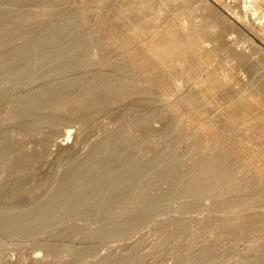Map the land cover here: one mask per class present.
<instances>
[{"label": "rangeland", "instance_id": "rangeland-1", "mask_svg": "<svg viewBox=\"0 0 264 264\" xmlns=\"http://www.w3.org/2000/svg\"><path fill=\"white\" fill-rule=\"evenodd\" d=\"M0 43V264H264V0H0Z\"/></svg>", "mask_w": 264, "mask_h": 264}, {"label": "bare ground", "instance_id": "bare-ground-1", "mask_svg": "<svg viewBox=\"0 0 264 264\" xmlns=\"http://www.w3.org/2000/svg\"><path fill=\"white\" fill-rule=\"evenodd\" d=\"M220 7H221V6H220ZM224 10H225V9H224ZM4 11H5V10H4ZM231 17H232V16H231ZM229 19H230V18H229ZM234 19H235V18H234ZM234 19H233V20H234ZM232 22H233V21H232ZM234 22L237 23L238 26H242V27H244V28H246L247 26H249V27H251V28H253V29H256V30L260 29V25H261V24H260L261 22H260V23H256L255 21H254V22H250V20L248 21L247 18H246V20H244V19L241 20V19L238 18L237 20H234ZM262 24H263V23H262ZM244 28H243V29H244ZM261 28H262V25H261ZM6 30H7V29H6ZM245 30H246V29H245ZM248 30H249V29H248ZM7 31H8V30H7ZM187 32H188V31H186V33H187ZM188 33H189V32H188ZM57 34H58V32L56 33V35H57ZM60 34H61V32H60ZM51 36H53V35H51ZM58 36H60V35L58 34ZM54 37H55V35H54ZM93 37H94V36H93ZM95 37H96V36H95ZM51 38L53 39V37H51ZM58 39H59V38H58ZM60 40H61V37H60ZM53 41H54V39H53ZM56 41H59V40L56 39ZM56 41H55V42H56ZM1 42H2V41H1ZM3 42H5V41H3ZM56 43H57V42H56ZM4 44H5V43H4ZM0 45H3V43H2V44L0 43ZM4 46H5V45H4ZM4 46H3V47H4ZM1 48H2V47H1ZM1 64H2V62H1ZM4 64H5V63H4ZM1 67L5 68L6 66H5V65H4V66L1 65ZM5 91H6V89H0V95L3 94ZM20 92H21V91H20ZM11 93H12V92H11ZM11 93H10V94H11ZM18 94H19V93H18ZM36 95H37V94H34V93L31 95V98H32V99H31V102H32V103L30 104V103L28 102V107H32L33 104H35L34 107L37 106V103H36V102H38L39 97H38V95H37V96H36ZM17 96H18V95H17ZM39 96H40V95H39ZM35 114H36V112H35L34 110H32L31 112L29 111V113H28V115H27L28 118L26 117V118H27L26 121H24V117H21V116H20V117L17 116L18 118H17L16 116H12V118H11L10 120H16V125H17V126H18L19 120H20V121H23V124H22V126H20V127H21V128H23V127H28V126L30 125V123L32 122V118H33V116H34ZM19 118H20V119H19ZM22 119H23V120H22ZM18 127H19V126H18ZM109 134H110V133H109ZM109 134H106L107 136L104 135V137H101V138H102V139H100L101 141L99 140L100 142H98V143H100V144H98V145L95 147V148H97V150H100V151H101V148L103 149L104 146L107 147V145H108L109 143L111 144V142L114 141V140L112 141V139H111L112 135H110L111 137H108ZM25 136H26V135H25ZM25 136L22 137L21 134L19 133L20 140H21V139L23 140V138H25ZM70 136H71V134H70ZM105 136H106V137H105ZM27 137H28V136H27ZM110 139H111V141H110ZM22 140H21V141H22ZM74 141H75V140H74ZM74 141H73V140L71 141L69 138H66V137H64V138H62V139H60V140H57V141L54 142L55 150L57 149V150H58V153H60V150H63V152L67 150V152H69L70 149H71V151H72V149H73L74 147H76V146H75V143H77L76 141H75V143H74ZM104 144H105V145H104ZM106 144H107V145H106ZM110 144L108 145V147H109V146L111 147ZM112 144H113V143H112ZM103 145H104V146H103ZM102 146H103V147H102ZM10 147H12L11 144H10ZM106 147H105L104 149H109L108 151H111L110 149H111L113 146H112L111 148H108V147L106 148ZM18 148H19V147H18ZM78 148H79V147H78ZM80 148H81V147H80ZM81 149L83 150V148H81ZM81 149H76V150H75V148H74V151H77V150H78V153H80L79 150L81 151ZM104 149H103V150H104ZM114 149H115V148H114ZM94 150H95V149H94ZM103 150H102V151H103ZM10 151L13 152V148H11ZM19 151H21V150H18V152H19ZM108 151H107V150H106L105 152L103 151L104 153L98 151V155L95 156V157H96L95 160H94V155L97 154V152L94 153V155H92L93 158L91 159V157H90L92 163H91V161L89 160V158H88V159L86 158V160L83 159L82 163L85 162V163H83V164H81L80 161H77V158H76V157H77L78 155L76 156V155H75L76 152H75V153H74V156H75V157H73V158H74L75 161H77V163L80 162V164H81L80 166H77V167L75 166V168H76L77 170H79L78 172H80V170H82V169L85 171V170L87 169V167H86V166H87L86 161H88L89 163L93 164V165H91L92 167L95 166L94 164H97V166H98V160H99V162H100V156L102 157V155H103V154L105 155V153H108ZM56 152H57V151H56ZM61 152H62V151H61ZM63 152H62V153H63ZM112 152H113V151H112ZM191 152L196 154V152L194 151V149H192ZM7 153L10 154L9 149H8L7 152H5V156H4V157H8V156H7ZM70 153H71V152H70ZM72 153H73V152H72ZM21 154L24 155L22 152H21ZM76 154H77V153H76ZM92 154H93V152H92ZM110 154H111V153H110ZM189 154H190V157H191V155H193V154H191V153H189ZM0 155L2 156L3 154H0ZM19 155H20V154H19ZM26 155H28V154H26ZM26 155H25V156H26ZM104 155H103V156H104ZM9 156H12V155L10 154ZM2 157H3V156H2ZM98 157H99V159H98ZM0 158H1V157H0ZM9 158H10V157H8V159H9ZM18 158H19V157H18ZM22 158H23V160L25 159V157H23V156H22ZM75 158H76V159H75ZM122 158H123V160H124L125 157H123V155H122V157L120 156V160H121V161H122ZM130 158H131V157H130ZM130 158H129V160L132 159V161H133L134 158H133V157H132L131 159H130ZM192 158H193V157H191V159L189 158V159H190V160H189L190 163H191V161H192ZM195 158H196V156H195ZM3 159H4V158H3ZM3 159H0V160L2 161ZM97 159H98V160H97ZM101 159H102V158H101ZM196 159H197V158H196ZM196 159H193L194 161H192V162H195V161L197 162ZM223 159H224V158H223ZM5 160H6V159H5ZM9 160H10V159H9ZM12 160L14 161V157L11 158V160H10L11 163H12ZM20 160L22 161V159H19V161H20ZM74 160H73V163H74ZM81 160H82V159H81ZM118 160H119V159H118ZM120 160H119L118 162H116V165H117L118 167H120V165H118V163L120 162ZM125 160H126V159H125ZM125 160H124L123 163H126ZM134 160H136V159H134ZM220 160H221V159H220ZM220 160H219V161H220ZM3 161H4V160H3ZM17 161H18V159H17ZM132 161H131L130 163H128V164H125V165L122 164V165L124 166V167H122V170L125 169V167H126V169H127V165H128L129 167H131V168L133 167V170H134V169L136 168V166H135V168H134V166H130V165H129V164L132 165ZM151 161H152V160H151ZM153 161H154V160H153ZM219 161H218V162H219ZM222 161H223V160H222ZM222 161H220V163H222ZM7 162H8V160H7ZM96 162H97V163H96ZM127 162H128V161H127ZM133 162H135V161H133ZM159 162H160V161H159ZM218 162H217V163H218ZM8 163H10V162H8ZM11 163H10V164H11ZM73 163H72V164H73ZM89 163H88V166H89ZM109 163H110V164H109ZM150 163H151V165H153L152 162H150ZM208 163H209V162H208ZM13 164H14V163H13ZM99 164H100V163H99ZM119 164H120V163H119ZM136 164L139 165V162H138V163L135 162L134 165H136ZM210 164H211V162H210ZM210 164L207 165V164L205 163V164H203L202 168H199L195 163H194V165L191 164L192 166H191L190 169H192V172H190L191 170H190L189 172H190V173H193V175L191 174V176H192V178H191V180H190L191 185H190V182H189V185H190V187H189V189H188V190H189V192H188V194H189L188 197H189V198L187 197V198L189 199V200L187 199V200H188V204H185V205H190V206H192V207H189L190 209H193V206H194V209H195V205H197V202H198V199H199L200 193L203 192V190H204L203 179L205 178V176H207V177H206L207 179H205V180H208V179H209V177H208L209 174L206 173V171H207V169H208L209 167L213 168L212 166H210ZM214 164H216V163H214ZM226 164H227V162H226ZM226 164H225V165H226ZM75 165H77V164L75 163ZM78 165H79V164H78ZM108 165H111V162H108ZM155 165H156V163H155ZM155 165H154V166H155ZM157 165H159V163H158ZM211 165H213V164H211ZM217 165H218V164H217ZM91 166L88 167L89 169H87V171H88V170H91V169H90ZM101 166H102V165H101ZM117 166H115V169H113V171L118 170V168L116 169ZM154 166H153V168H154ZM215 166H216V165H215ZM215 166H214V167H215ZM155 167H156V166H155ZM218 167H219V166H218ZM94 168L96 169V167H94ZM97 168H99V166H98ZM120 168H121V167H120ZM131 168H130V169L128 168V170H129L131 173H133V177H131L132 174H130V175L128 174V175L130 176V178H134V177H135L134 174L136 173L135 171H137V170H134V171L132 172ZM150 168L152 169V166H150ZM158 168H159V167H157V169H158ZM220 168H222V167L220 166ZM225 168H226V166H225ZM76 169H74V170H75L74 172H76ZM92 169H93V168H92ZM126 169H125V171H126ZM151 169H150V170H151ZM154 169H155V168H154ZM209 169H210V168H209ZM209 169H208V170H209ZM213 169H214V168H213ZM83 170H82V171H83ZM120 170H121V169H120ZM122 170H121V171H122ZM128 170H127V171H128ZM219 170H220V169H218L217 171H219ZM221 170H223V171H222V175H223V173H224V168H222ZM221 170H220V171H221ZM263 170H264V169H263ZM106 171H108V172H112V171L107 170V169L105 170V172H106ZM127 171H126V172H127ZM152 171H153V170L149 171V173L152 174ZM115 172H116V171H115ZM115 172H114V173H115ZM122 172H123V171H122ZM122 172H121V173H122ZM9 173H10V172H9ZM114 173H113V175H114ZM117 173H118V174H121L120 172H117ZM117 173H116V175H117ZM127 173H129V172H127ZM210 173H212V172H210ZM226 173H227V172H226ZM226 173H225V174H226ZM10 174L12 175V173H10ZM106 174H109V173L106 172V173L103 174V176H104V175L106 176ZM110 174H111V173H110ZM110 174H109V175H110ZM122 174H123V173H122ZM124 174H126V173L124 172ZM139 174H140V173L138 172V173L136 174V176L138 175V177L141 178ZM153 174L155 175V173H153ZM217 174H218V173H217ZM8 175H9V174H8ZM11 175H10V176H11ZM116 175H115V176H116ZM263 175H264V173H263ZM22 176H24V175H22ZM125 176H127V174H126ZM188 176H189V174H188ZM213 176H215V175L213 174ZM6 177H7V176H6ZM8 177H9V176H8ZM8 177H7V178H8ZM20 177H21V176H20ZM20 177H19V178H20ZM25 177H26V176H25ZM95 177H96V180H97V181L99 180V178H101V177H97V176H95ZM95 177H94V178H95ZM107 177L109 178L108 175H107ZM119 177H120V176H118V178H117V176H116V178H117L118 180H120ZM210 177H212V175H211ZM219 177H220V173H219ZM261 177H262V176H261ZM9 178L11 179V177H9ZM9 178H8V179H9ZM110 178H114V177L111 175ZM121 178H122V176H121ZM130 178H129V179H130ZM135 178H136V177H135ZM220 178H221V177H220ZM222 178H223V177H222ZM224 178H226V176H224ZM262 178H264V176H263ZM89 179H90V178H89ZM91 179H92V178H91ZM123 179L125 180L126 177H124ZM123 179H122V180H123ZM129 179H128V178L126 179V180H128V183H130ZM212 179H213V178H212ZM212 179L210 178L209 180L212 181ZM96 180H94V181H95V183H94L95 185H94L93 187H96V182H97ZM100 180H101V179H100ZM122 180H120L121 183H122V184L124 183V185H126V184H125L126 181L123 180L124 182H122ZM138 180H139V179H138ZM216 180H217V179H216ZM224 180H226V179H224ZM90 181H91V180H90ZM101 181H102V180H101ZM131 181H132V180H131ZM188 181H189V180H188ZM220 181H221V179H220ZM98 182H99V181H98ZM222 182H224V181H222ZM128 183H127V184H128ZM234 183H235V182H234ZM234 183H233V184H234ZM98 184H100V183H98ZM217 184H218V183H217ZM118 185H119V183H118ZM124 185H121V186H124ZM119 186H120V185H119ZM90 187H91V186H90ZM185 188H186V187H185ZM135 189H136V188H135ZM86 190L89 191L90 189H86ZM91 190L93 191V189H91ZM91 190H90V191H91ZM95 190L97 191V189H95ZM95 190H94V192H96ZM97 196L99 197V196H102V195H100V193H99V195H98V191H97ZM100 198H101V197H100ZM143 198H144V197H143ZM206 198H207V196H206ZM136 204L139 205V204H142V203H139V202L137 201ZM136 204H134V205H136ZM204 204H205V203H204ZM143 206H144V205H143ZM154 206H155V205H154ZM131 207H132V212H133V209H135L136 207H134V206H131ZM137 207H138V206H137ZM151 207H153V205H151ZM186 207H187V206H186ZM202 207H203V205H202ZM205 207H206V204H205ZM128 208H129V207H128ZM187 208H188V207H187ZM136 209H137V208H136ZM127 210H128V209H127ZM129 210L131 211V209H129ZM148 210H150V209H147V211H148ZM130 211H129V212H130ZM135 211H136V210H135ZM120 212H121V211H120ZM126 212H127V211H126ZM0 213H1V212H0ZM123 213H124V212H123ZM123 213H122V214H123ZM6 214H7V213H6ZM8 214H9V213H8ZM122 214H120V215H122ZM129 214H130V213H129ZM124 216H125V215H124ZM204 217H205V216H204ZM204 217H203V218H204ZM204 224H206V223H204ZM207 224H209V223H207ZM202 226L204 227V225H202ZM203 244L206 245L207 243H203ZM203 247H204V246H203ZM45 258H46V257H45ZM49 258H50V255H49ZM62 259H64V257H63ZM31 260H32V263H33V264H45V260H46V259H43V258H41V257H39V256H33ZM11 262H15V261H11ZM49 262H50V261H49ZM46 264H47V262H46ZM61 264H62V262H61ZM66 264H67V263H66Z\"/></svg>", "mask_w": 264, "mask_h": 264}]
</instances>
